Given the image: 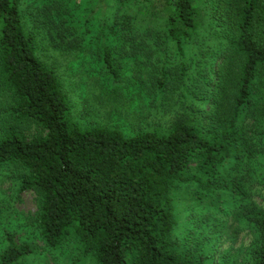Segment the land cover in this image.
Here are the masks:
<instances>
[{
  "label": "trees",
  "instance_id": "trees-1",
  "mask_svg": "<svg viewBox=\"0 0 264 264\" xmlns=\"http://www.w3.org/2000/svg\"><path fill=\"white\" fill-rule=\"evenodd\" d=\"M49 1L39 11L59 14L54 48L97 46L90 64L118 84L108 44H124L135 92L129 126L78 121L20 0H0V170L36 194L44 246L75 242L95 264H218L203 232L232 214L256 230L249 264H264V195L255 205L247 188L254 167L264 185V0H113L103 27L91 30L86 16L70 41L63 3ZM96 1L104 17L109 3ZM13 236L0 264L33 253Z\"/></svg>",
  "mask_w": 264,
  "mask_h": 264
},
{
  "label": "rangeland",
  "instance_id": "rangeland-1",
  "mask_svg": "<svg viewBox=\"0 0 264 264\" xmlns=\"http://www.w3.org/2000/svg\"><path fill=\"white\" fill-rule=\"evenodd\" d=\"M60 1L63 4L59 13L66 17L62 28L65 41L72 40L76 35L79 39L82 38L84 35L82 23L86 16L92 18L89 24L90 29L97 30L103 27L102 19L107 18L115 9L113 0H107L109 4L105 8L103 17V14L96 10V0ZM49 2V0H20L19 9L25 23L36 32L39 57L51 65L61 78L72 106L73 116L87 125L129 126L134 115V99L132 100L131 96L133 91L135 92L130 81L135 69L133 62L135 57L127 55L129 47L118 42L115 45L108 44L111 48V60L118 65L122 79L121 83L110 84L109 76H97L96 66L93 68V64H90L88 52L95 51L97 46L88 45L85 40H80L81 43L77 48L74 46L69 49L68 46L54 48L51 40L60 26L59 14L54 7L49 15H43L39 11ZM91 8L92 11H90ZM130 10L139 13L137 5ZM149 19L148 15L139 13L136 25L145 24ZM56 23L58 28L55 27ZM104 23L105 26L109 24L107 21ZM47 28L50 33H47ZM139 29L143 30L142 27ZM139 50L136 57L142 60V63H146L144 51L140 48ZM2 103V97H0V104ZM261 158L260 156L259 160L264 162ZM255 168L252 170L247 188L252 201L255 205H259L262 203L264 185L259 181L262 171ZM8 170L9 168L0 170V250L5 245V232L12 231L15 241L30 243L33 248V253L28 256L25 264H70L78 258L81 261H77V264H95L90 256H82L81 249L75 242L68 241L56 249L44 246L35 223L38 212L37 196L32 190L19 191L18 179ZM194 207L193 214L203 211L200 206ZM213 222L214 224L211 220L209 221V226L204 229L203 235L209 231L213 237L215 263L249 264L251 249L257 236L254 226L244 218L232 214L222 216L220 219L218 216V219L215 218Z\"/></svg>",
  "mask_w": 264,
  "mask_h": 264
}]
</instances>
